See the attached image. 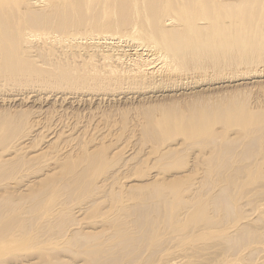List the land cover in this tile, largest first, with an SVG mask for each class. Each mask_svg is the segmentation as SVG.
I'll use <instances>...</instances> for the list:
<instances>
[{
	"label": "bare ground",
	"instance_id": "obj_1",
	"mask_svg": "<svg viewBox=\"0 0 264 264\" xmlns=\"http://www.w3.org/2000/svg\"><path fill=\"white\" fill-rule=\"evenodd\" d=\"M121 48H131V53ZM259 63L264 65V0H0V91L5 83L32 90L25 97L20 91L15 94L17 102L29 99V103L38 101L40 104L42 99L47 101L44 96L40 97L39 91L33 90L42 84L48 88L65 87L75 91L69 93L71 98L61 94V101L76 100L79 91H89V88L98 92L112 90V94L118 90L120 95L142 93L144 100L195 96V89L199 86L222 83L226 75L232 76L238 67L248 68ZM208 74L213 77H207ZM92 85L94 89L89 87ZM225 94L210 101H202V95L199 98L190 97L188 103L191 105L187 110H183L182 105L180 108L171 104L160 107L158 118L152 116L149 110L147 124L141 131L142 141L146 143L143 138L156 133L155 144L153 148L150 147L151 153L165 162L163 165L154 163L155 172H147L146 183L140 187L136 182V185H129L131 189H146V193L131 195L128 192L120 198L114 196L118 203H124L119 204L116 213L101 215V218H93L94 221H90L91 217L88 219L87 214L89 228H85L87 223L78 221H84L80 218H85L83 211L90 200L93 199V202L88 206L98 205L94 199L105 186L102 180L94 178L103 159L100 154L85 150L87 153L81 157L83 171L81 176H74L75 185L70 181L60 183L61 179H57L60 177L55 175L59 170H56L54 175L49 174V177H56L55 181L31 179L32 176L28 181L27 178L28 182L21 186L22 191L29 193L27 195L19 192L18 196L16 191L14 195L12 192H3V195L1 192L0 264H32L29 261L39 254L34 253L35 256L31 257L32 248L35 252L40 251L43 241L39 236L50 241L45 237L48 233L54 239V247L51 246L53 251L60 252L59 247L64 241L65 247L68 245L76 249L74 256L82 255L88 264H230L229 260L235 261L234 264H254L252 259L259 256L262 260L255 264H264V203L258 205V202L264 201V110L253 113L245 106L247 99L241 100L240 93V99L237 93ZM33 98L38 99L30 102ZM13 119L0 121V159L4 165L15 167L12 169L17 172L22 167L25 169L26 164L21 157L32 148L29 150L24 145L28 135L24 130L30 129L28 122L27 128L20 132L21 126ZM31 122L35 127L36 123ZM39 123L37 127H40ZM217 125L220 131L216 129ZM233 130L236 134L233 132V137H230L227 133ZM193 150H197L195 154L192 152L195 163L187 167L184 154L190 156ZM56 151L59 152L58 149ZM41 153L29 155L26 163L39 160ZM64 158H57L56 164ZM42 161L40 163H44ZM78 161L68 160L65 166L68 174L79 167L82 161ZM48 164L43 167L42 173L52 170ZM185 168H190L186 170L187 173ZM192 170L201 173V177L178 184L187 178L181 173L190 174ZM143 177H146L144 173ZM10 184L8 181L3 186L14 192L18 187L10 190ZM252 185L253 190H249L248 187ZM199 186L204 188L200 197ZM74 188L78 189L76 193L80 196H77L80 203L69 208L68 205L73 203H69V200ZM64 190L68 192L65 201L60 200ZM215 190V194H209ZM147 197L158 198L162 205L154 216L149 213L150 210L147 211V204L142 203ZM252 204L254 211L247 214L243 206ZM125 205L128 206L124 208ZM121 208H124L123 216H129L131 220H124ZM72 210L73 216H70ZM36 212L37 219L32 220ZM212 214L225 218L228 223L218 230L219 225L213 226L215 221L208 217ZM67 216L70 219H66ZM99 222L110 229V235L104 234L106 228L100 232L90 230ZM84 230L90 232H82ZM196 234H200V237ZM214 235L213 239L210 238ZM207 236L210 239H206ZM60 239L63 241L58 243ZM213 240L215 242L211 243ZM175 243L180 247L172 253L179 251L181 257L179 259L177 255L171 258V263L163 248ZM46 246L48 244L43 249H47ZM114 254H117L115 258ZM43 255L38 256L44 259L50 254ZM51 257L45 258L44 262L48 263ZM122 257L129 259L125 263L119 262ZM214 257L220 260H214ZM57 258L55 260L61 261ZM43 259H38V264ZM54 259L49 262L56 264ZM79 261L75 260L76 263Z\"/></svg>",
	"mask_w": 264,
	"mask_h": 264
},
{
	"label": "rangeland",
	"instance_id": "obj_2",
	"mask_svg": "<svg viewBox=\"0 0 264 264\" xmlns=\"http://www.w3.org/2000/svg\"><path fill=\"white\" fill-rule=\"evenodd\" d=\"M40 1V0H39ZM44 2V1H43ZM125 51H128L126 53L130 54L131 51V48H121ZM127 54V55H128ZM126 55V57H128ZM252 64L250 67L246 68L244 66H240L238 67L234 72H233V75L231 76V74L229 75H226L224 77H226V79H223L224 82L222 83H216V84H211V85H203V86H199L198 88L195 89L196 93H195V96H184V97H172V98H161V97H157L158 100H156L155 98L153 100H144V95L142 93L141 94V97L139 96L140 94H130V93H133V92H127L125 94H121L117 91H113V94H112V90H110L109 92L108 91H102V90H90L89 87L93 88V85L92 86H89L87 88H89V91L86 90H83L82 91H79L80 96H76V100H66V101H61V98L63 96H67L69 95V93L71 92H75V91H70L69 89H66L65 87H60L59 89L58 88H53V87H47L46 84H42V85H38L36 88H34L33 90H35L36 92H38L39 94H41L42 96L40 97H43V98H47L44 102V100L42 99L40 104L38 101L36 102H31L32 101H35L36 99L38 98H33V99H30V102L29 103V99H26L25 102H17L15 101L14 99V95L17 94L19 91L24 95V97L26 96V94H29V93H32L31 89H27L25 87H22V86H10L8 85L7 83L6 86L5 84H2L4 85L3 88L1 91H0V121H3L6 120V119H13L14 117V121H17L16 124L21 126L19 128V131L21 129H24V128H27L30 127V129H25L24 131L26 132V141L24 143L25 145V148L26 146L29 148V150L32 148V150H30V152L26 151L23 156L21 157L22 159V162H24L26 165H25V169H23L24 167H22L20 170H18L17 172H14L13 169H15V167H10L9 165H4L2 163V160L0 159V181L5 179V178H8L7 180L3 181L2 183H0V194L2 192H9L12 194L16 193L18 194L19 196V192L22 193V194H25L27 195L28 192H24L22 191L23 189L21 188V186H23L22 184H26L28 181H30L31 179H34V178H39V179H43V180H51V181H55L56 177L59 176L60 178L57 177V179H61V182L60 183H63L67 181H70L73 185L74 184V180H75V177L74 176H81L82 174V171H83V160H82V156L85 155V153H87L88 151H90V153H94L95 155L96 154H100L102 156V160H101V164L99 165L100 167V170H98L97 172L101 171L99 174H97V172L95 173V179H97L98 181L99 180H102L103 183L105 186H104V189L98 193H101V194H98L96 195L95 199L99 196V201L98 199L95 201L94 199V202H96V204L98 203L97 208L95 205H90L88 206V204H90L91 202H93V199L92 201L90 200L86 206H84V208L86 209L85 213V218H80V220H84V221H78V222H81V223H87V226L85 228H89L88 226V220H87V217L89 219V216L91 217L90 218V221H94V219H96V217H100L101 218V215H110V213H116L117 209H118V206L119 204H123L124 202L121 201L120 203L117 202V200H115L114 196H116L117 198H120L125 196V194H127L128 192H130L131 195H134V194H140V193H146L147 191H145L146 189H143V188H139V189H136V187L134 188H130V186L133 185V183L136 185H142L146 182V178L147 176L149 175V173H153L155 172V169H154V163H157L160 165H163V161L164 159H158L157 157L158 156H155V154L151 153V148H153L154 144H155V139H156V133H152V136L149 137V138H143L144 141H146V143H144L142 141V135H141V131L144 127V125L147 124V120H146V117H148L149 115V110L152 111L151 115L153 114L156 118H158L157 116H159V114H161V111H160V107L162 108L163 106H176V108H180L181 105H182V109H186L191 105V103H188V101L190 102L191 101V98L190 97H201L200 95L204 96V98H200L202 99V101H205L206 99L208 101H210L211 99L215 100V98L219 97V96H222L224 95L227 91L225 95L227 94H231V93H237L236 95H238L239 97V93L241 94V96L239 97V99L241 98V100H246V104L245 106L249 109H251V111H253V113H260L262 110H264V65L263 64ZM238 70V71H237ZM236 72V73H235ZM262 73L261 75H258V74H255V73ZM235 73V75H234ZM237 74V75H236ZM211 74H208L206 75L207 77H213V76H210ZM257 75V76H256ZM234 76V77H233ZM223 78V77H222ZM243 78V79H241ZM215 79V78H213ZM236 79V80H235ZM123 84V83H121ZM126 84V83H125ZM124 84V85H125ZM225 85V86H224ZM10 87V88H8ZM40 87V88H39ZM77 87V86H76ZM80 87H83V86H80ZM121 87V86H120ZM123 87V86H122ZM126 87V85H125ZM218 87V88H217ZM16 88V89H15ZM21 88V90H20ZM15 89V91H14ZM58 89V90H56ZM64 89V90H63ZM94 89V88H93ZM7 90V91H6ZM24 90V91H23ZM44 90V91H43ZM56 90V91H55ZM60 90V91H59ZM206 90V91H205ZM234 90V91H233ZM30 91V92H28ZM53 91V92H52ZM241 91V92H240ZM242 91H244L242 93ZM19 92V93H20ZM27 92V93H26ZM50 92V93H49ZM57 92V93H56ZM83 92V93H82ZM108 92V93H107ZM118 92V94L116 93ZM3 93V94H1ZM48 93V94H47ZM88 93V94H87ZM106 93V94H105ZM111 93V95L109 94ZM115 93V94H114ZM222 93V94H221ZM246 93V94H245ZM35 94V93H34ZM63 96H62V95ZM130 94V95H129ZM204 94V95H203ZM211 94V95H210ZM215 96H214V95ZM217 94V95H216ZM219 94V95H218ZM221 94V95H220ZM244 94V95H243ZM7 95V96H6ZM49 95V96H48ZM115 95V96H114ZM143 95V96H142ZM249 95V96H247ZM10 96V97H8ZM28 96V95H27ZM46 96V97H45ZM50 96L52 97V99L50 98ZM133 96V97H131ZM138 96V97H137ZM208 96V97H207ZM213 96V97H212ZM7 97V98H6ZM48 97L50 99H48ZM69 98H71L72 96H68ZM189 97V98H188ZM215 97V98H214ZM12 98V99H10ZM59 98V99H58ZM134 98V99H133ZM141 98V99H140ZM187 98V99H185ZM3 99V100H2ZM6 101H5V100ZM10 99V101H9ZM57 99V100H56ZM91 99V100H90ZM143 99V100H142ZM179 99V100H178ZM182 99V100H181ZM184 99V100H183ZM210 99V100H209ZM78 100V101H77ZM88 100V101H87ZM171 100V102H170ZM180 101L181 103L178 102V104L180 106H178L177 102ZM5 103L3 104L2 102ZM28 101V103H26ZM43 101V102H42ZM56 101V102H55ZM73 104H70L72 102ZM75 101V102H74ZM86 101V102H85ZM144 101V102H143ZM184 101V102H183ZM22 104H21V103ZM47 102V103H46ZM54 102V103H53ZM58 102V103H57ZM67 102V103H66ZM10 103V104H9ZM35 103V104H34ZM42 103V104H41ZM45 103V104H44ZM156 103V104H155ZM176 103V104H175ZM32 104V105H31ZM50 104V105H49ZM54 104V105H53ZM77 104V105H76ZM80 104V105H79ZM171 104V105H170ZM2 105V106H1ZM22 105V106H21ZM44 105V106H43ZM48 105V106H47ZM187 105V107H186ZM14 106V107H13ZM34 106V107H33ZM36 106V107H35ZM43 106V107H42ZM22 107V108H21ZM33 107V109H32ZM38 107V108H37ZM155 107V109L153 108ZM184 107V108H183ZM4 108V109H3ZM62 108V109H61ZM158 108V109H157ZM23 109V110H22ZM181 109V110H182ZM44 110V111H43ZM65 110V111H64ZM154 110V111H153ZM19 111V112H18ZM23 111V112H22ZM26 113H25V112ZM43 111V113H42ZM15 112H18V113H15ZM15 113V114H14ZM25 113V114H24ZM35 113V114H34ZM41 113V115H40ZM17 114V115H16ZM10 115V117H8ZM13 115V116H12ZM40 117H39V116ZM152 115V116H153ZM16 116V118H15ZM18 116V117H17ZM12 117V118H11ZM20 117V118H19ZM24 117V118H23ZM23 118V119H22ZM30 118V120H29ZM43 118V119H42ZM56 118V119H55ZM33 119V120H32ZM39 119V120H38ZM36 120V121H35ZM45 120V121H44ZM50 120V121H49ZM64 122H63V121ZM19 121V122H18ZM24 121V123H23ZM30 121H34V124H35V127L31 124H33V122L29 123ZM28 122V123H27ZM40 122V123H39ZM46 122V123H45ZM52 122V123H51ZM26 123L28 124L26 126ZM39 123V126L40 127H37ZM51 123V124H50ZM59 123V124H58ZM33 126V127H31ZM58 124V125H57ZM62 124V125H61ZM97 124V125H96ZM143 124V125H142ZM49 125V126H48ZM57 125V126H56ZM47 126V127H46ZM46 127V130L44 129ZM217 127H219L218 125L216 126V129H218ZM33 128V129H32ZM38 128V129H37ZM52 128V129H50ZM70 128V129H69ZM37 129V131H36ZM41 129V130H40ZM58 129V130H57ZM69 129V131H68ZM26 130H29V131H26ZM33 130H35V132H33ZM51 130V131H49ZM73 130V131H72ZM39 131V132H38ZM44 131V132H43ZM68 131V132H66ZM218 131H220V129H218ZM21 132V131H20ZM28 132V133H27ZM32 134H31V133ZM51 134H50V133ZM235 131L233 130L231 133H227L230 135V137H233ZM30 133V134H29ZM37 133V134H36ZM49 133V134H47ZM54 133V134H53ZM57 133V134H56ZM60 133V134H59ZM65 133V134H64ZM67 133V134H66ZM47 134V135H46ZM64 134V135H63ZM108 134V135H107ZM154 134V135H153ZM233 134V135H231ZM236 134V133H235ZM21 135V133L19 134ZM18 135V136H19ZM32 137H31V136ZM34 135V136H33ZM46 138H43L44 136ZM50 135V137H49ZM55 135V136H54ZM69 135V137H68ZM106 135V136H105ZM49 138H48V137ZM75 136V137H74ZM36 137V138H35ZM54 137V138H52ZM102 137V138H101ZM104 137V138H103ZM125 137V138H124ZM34 138V139H32ZM155 138V139H154ZM236 137H234L235 139ZM46 141H45V140ZM51 139V140H50ZM53 139V140H52ZM60 139V140H59ZM67 139V141L65 140ZM115 139V140H114ZM63 140H65L63 142ZM99 140V141H98ZM148 140V141H147ZM45 141V142H44ZM62 144H61V142ZM74 143H73V142ZM97 141V142H96ZM30 142V143H29ZM47 142V143H46ZM67 142H68V145H67ZM103 142V143H102ZM54 143V145H53ZM70 143V144H69ZM71 143H72V146H71ZM97 143V144H96ZM102 143V144H101ZM33 145V146H31ZM53 145V146H52ZM67 145V146H66ZM75 145V146H74ZM83 145V146H82ZM38 148H37V147ZM41 146V147H40ZM46 146V147H45ZM40 147V149H39ZM52 147V148H51ZM57 147V148H56ZM63 147L65 149H63ZM73 147V148H72ZM82 147V148H81ZM94 149H93V148ZM99 147V148H97ZM142 147V148H141ZM151 147V148H150ZM42 148V149H41ZM68 148V149H67ZM92 148V149H91ZM107 148V149H106ZM39 149V150H37ZM49 150L46 151V150ZM58 149V151L56 150ZM70 149V150H69ZM84 149V150H83ZM37 150V151H36ZM43 150V151H42ZM60 150H62L60 152ZM67 150V151H66ZM87 150V152L85 151ZM93 150V151H92ZM96 150V151H95ZM198 150V149H197ZM197 150H193L191 151L190 153V156L191 159L189 158V154L186 153L184 154V161L186 162L187 164V167L189 166H193L195 163V161L193 160L194 157L193 155L196 153ZM41 153V155L38 157L39 160L35 161V160H32L30 161L29 163H26L28 162L27 158L28 156L30 155H34L36 153ZM45 151V152H44ZM64 151H66L64 153ZM69 151V152H68ZM74 151V152H73ZM115 151V152H114ZM124 151V152H123ZM150 151V152H149ZM51 152V154L49 155V153ZM56 152V153H55ZM68 152V153H67ZM119 152V153H117ZM192 152L194 154H192ZM199 152V150L197 151ZM58 156H56L55 154ZM74 153V154H73ZM78 153V154H77ZM80 153V154H79ZM114 153H117L119 155H114ZM26 154V155H25ZM51 159H49L47 156ZM54 154V155H52ZM61 157H65L64 159L60 160L57 164V158H60ZM63 154V155H61ZM73 154V155H72ZM76 155L79 156V158H77ZM82 154V155H81ZM93 154V155H94ZM70 155V156H69ZM151 155V156H150ZM157 155V154H156ZM255 155H257L255 153ZM25 156H27L25 158ZM29 156V157H30ZM44 156H46L45 160L44 159ZM53 156V158H52ZM69 156V157H68ZM116 156V157H114ZM148 156V157H147ZM155 156V157H154ZM77 160H74L75 158ZM126 157V158H125ZM154 159H153V158ZM188 157V158H187ZM48 158V159H47ZM152 158V160H151ZM157 158V159H156ZM43 161H42V160ZM69 162H76L78 161L79 159L82 161L80 164H79V167L74 171V173L72 174H68V170L67 168L65 167L68 160ZM147 159V160H146ZM150 159V160H148ZM183 159V158H182ZM47 160V161H46ZM53 160L55 162V164L53 163ZM56 160V161H55ZM65 160H66V163H65ZM74 160V161H73ZM80 160L78 161V163L80 162ZM40 161L44 162V163H40ZM46 161V162H45ZM62 161V163H61ZM149 161V162H148ZM190 163H189V162ZM16 162V161H15ZM152 162V163H151ZM49 163V164H48ZM77 163V162H76ZM85 163V162H84ZM46 164H48L49 168L52 169L50 170L49 173H46L44 174V171L42 173V170H43V167L44 166H47ZM130 164V165H129ZM134 164V165H133ZM143 164V165H142ZM150 164V165H149ZM56 165V166H55ZM127 165V166H126ZM147 165L149 167H147ZM55 166V167H53ZM61 166V167H60ZM121 166V167H119ZM131 168H130V167ZM28 167V168H27ZM82 167V168H81ZM127 167V168H126ZM27 168V169H26ZM58 168V169H57ZM85 168V166H84ZM134 168V169H133ZM137 168V169H136ZM146 168V169H145ZM105 169V170H104ZM121 169V170H120ZM126 169V170H124ZM188 170L190 168H187ZM186 168L184 169V171L187 170ZM33 170V171H32ZM36 170V171H35ZM39 170V171H38ZM55 170V171H54ZM58 172H57V171ZM61 170V171H60ZM119 170V171H118ZM21 171L23 173H21ZM30 171V173H29ZM53 171V172H52ZM104 171V173H102ZM57 173L55 174V173ZM117 172V173H116ZM121 172V173H120ZM149 172V173H146ZM193 172V173H192ZM192 172L190 171V174H183L181 173V175H186L187 178H185L186 180L182 181H179L178 184H185L186 182H190L191 180H194V179H197L199 177H201V173L197 174L196 171L192 170ZM21 173V174H19ZM29 173V174H28ZM109 173V174H108ZM146 175V177H143L142 178V175ZM27 174V175H26ZM39 174V175H38ZM41 174V175H40ZM49 174H55L56 177L54 176H50L49 177ZM113 174V175H112ZM119 174V175H118ZM180 174V173H178ZM21 175V176H20ZM34 175H36L37 177H35ZM62 177H61V176ZM112 175V176H111ZM20 176V177H19ZM32 176V177H31ZM34 176V177H33ZM118 176V177H117ZM31 177V179L29 178ZM82 177H85V176H82ZM102 177V178H101ZM104 177V178H103ZM107 177V178H106ZM111 177V178H110ZM120 177V178H119ZM134 177V178H133ZM28 178V179H27ZM137 178V179H136ZM166 178V176H165ZM11 179V180H10ZM26 179L28 180L26 182ZM133 179V180H132ZM136 179V180H135ZM18 180V181H17ZM135 180V181H134ZM199 180V179H198ZM197 180V181H198ZM10 181L11 184H10V190H13V188L15 189V187L17 188L16 190L13 191H9V189L7 190L6 187H4V183L5 182H8ZM20 181H22L21 183H19ZM111 181V182H110ZM120 181V182H119ZM123 181V182H122ZM139 181V182H137ZM18 185H16V183ZM24 182V183H23ZM110 182V183H109ZM122 182V183H121ZM127 182V183H126ZM130 182V183H129ZM136 182V183H135ZM13 183V184H12ZM121 183V184H120ZM124 183V184H123ZM141 183V184H140ZM108 184V185H107ZM123 184V185H122ZM132 184V185H131ZM55 185V184H54ZM56 185H59V184H56ZM130 185V186H129ZM11 186L12 189H11ZM15 186V187H14ZM109 186V187H107ZM128 187V189H127ZM107 188V189H106ZM123 188L124 191H123ZM254 186H249L248 189L250 190H253ZM36 189V188H35ZM106 189V190H105ZM7 190V191H6ZM67 190V189H66ZM66 190L63 191V194L61 199L60 200H63L65 201L67 198V196L65 194H68V192H66ZM132 190V191H130ZM198 190V195L199 197L202 196L200 195V193L202 194V192L204 191V188H201V186H199L197 188ZM217 190V189H216ZM216 190L212 193H209V194H215ZM78 189L74 188V194H72V199L69 200V203L70 202H73L72 204H69V208H74L75 204H78L80 203L78 200H77V192ZM122 192V193H121ZM125 192V193H123ZM7 193V194H9ZM1 194V195H2ZM15 194V196L17 195ZM29 194V193H28ZM4 195V194H3ZM14 195V194H13ZM21 195V194H20ZM16 196V197H18ZM21 196H24V195H21ZM80 197V196H79ZM38 199V198H37ZM36 199V200H37ZM84 199V198H82ZM153 199H155L153 201ZM158 198H145V201H142V203H144V205L147 204L148 210L149 213L154 216L155 213L159 207H161L162 205H160V202L157 201ZM81 200V199H80ZM84 201V200H83ZM148 201V203H147ZM36 202V201H35ZM78 202V203H77ZM87 202V200H86ZM117 202V203H116ZM155 205H153V203ZM152 203V204H151ZM264 201L262 202H258V205L259 204H263ZM68 204V203H66ZM149 204V205H148ZM246 204V203H244ZM27 205H29L27 203ZM108 205V206H107ZM120 205V206H121ZM129 205V203H128ZM128 205H125V207H127ZM132 205V204H131ZM151 205V206H150ZM153 205V206H152ZM117 206V207H116ZM146 206V207H147ZM253 206L254 204H252L251 206L249 205H245L243 206L244 209L247 214H252V212L254 210L253 209ZM95 207V208H94ZM103 207L105 209H103ZM116 207V208H115ZM150 207V208H149ZM151 207L153 209V211L151 210ZM99 208V209H98ZM110 208V209H109ZM124 208H121V214L122 216L124 215L123 214V209ZM95 209V211L93 210ZM98 211H97V210ZM102 209V210H101ZM155 209V211H154ZM93 210V211H92ZM100 210V213H98ZM113 211V212H112ZM250 211V212H249ZM89 212V213H88ZM107 212V213H105ZM73 213V210L71 211L70 213V216L72 215ZM103 213V214H102ZM154 213V214H153ZM88 214V216L86 217V215ZM215 214H212V215H208V217L210 219H212L213 221H215L214 225L213 226H216L217 224L219 225V228H222L224 225H226L228 223V220H226L225 218H221V217H214ZM33 217L31 218L33 220L34 219H37V216H38V213L36 212V214L34 213L32 215ZM73 216V215H72ZM69 216L66 217V219L68 218ZM94 218V219H93ZM124 220L127 221V219L131 220V217L128 216V218H125V216H123ZM70 219V217H69ZM219 219V220H218ZM224 220V221H223ZM62 222V221H61ZM99 225V227L97 226ZM96 225V227L98 228L97 230H94L93 228L90 229L92 232H100L102 231L103 229L104 230V234L106 236L110 235V229L107 228V227H104V225L102 226V224L99 222L98 224ZM61 225H59L60 227ZM103 228V229H102ZM78 230V229H77ZM90 230H84L82 232H87ZM224 230V229H223ZM197 235V234H196ZM199 235V236H198ZM197 237H200V234H198ZM204 238H205V234H203ZM216 235L210 237V238H214ZM46 238H49L50 241H47L45 240L42 235L39 236V238H41L40 240L43 241V245L40 246V251H34V248L33 249V252H30L31 253V257L33 255V257L37 254V252H39L38 255H42L44 257L43 254H50L52 257L49 259V260H52L54 259V257L57 258V256H59L61 253V255L57 258V259H61V261H57V260H53V261H56V264H81L82 262L85 263V258H83L82 255H75L76 253V249L74 248H70L68 245L67 247H65L66 245H64V241L63 239H60L58 240V243H62V247H59V249H61L59 255L58 253H56L55 251H53V248L54 247L52 245L54 239L53 237L50 235V233H48V235L45 236ZM208 237V236H207ZM206 239H210L209 237ZM203 238V239H204ZM202 239V240H203ZM215 242L214 240L211 242L213 243ZM58 243H56L55 241V245H57ZM211 243H207V244H211ZM42 244V243H41ZM47 249H43L45 248V245H47ZM49 245H50V249L49 248ZM44 246V247H43ZM52 246V247H51ZM178 247H180L177 243L175 244H169V245H166L164 248H163V253L164 254H167L166 257L168 256V258L170 259L171 261V258H175L177 257V255L179 256V259H180V255H181V252L177 251V252H174L172 253L175 249H177ZM38 248V247H36ZM42 248V250H41ZM45 250V251H44ZM31 251V250H29ZM79 252H81V250L78 249ZM167 251V252H166ZM172 254H170V253ZM28 253V251H27ZM35 253V255H34ZM41 253V254H40ZM43 253V254H42ZM65 254V255H64ZM170 254V255H169ZM36 255L34 257V259L31 261H29V263H32V264H38L40 263V260L38 262V259H43V257H40ZM49 255V256H50ZM57 255V256H56ZM114 258L117 256V254H114ZM38 256V257H37ZM48 255H46L47 257ZM48 256V257H49ZM63 256V258H61ZM68 256V257H67ZM240 256L241 258V255H238ZM30 257V258H31ZM37 257V258H36ZM40 257V258H39ZM45 257V258H46ZM47 257V258H48ZM65 257V258H64ZM71 257V258H70ZM43 259V264L45 263L44 260L46 261V259ZM70 258V260H68ZM82 258V259H81ZM64 259V260H63ZM67 259V260H66ZM80 259V261L78 260ZM125 259V260H124ZM128 257H122L120 258L119 262H122V263H125L128 261ZM178 259V260H179ZM48 261V263L46 262L45 264H51L50 262ZM75 260L79 261V263H76ZM81 260H83L81 262ZM112 260V259H111ZM183 260V259H182ZM181 260V261H182ZM214 260H220L219 258H215L214 257ZM262 260V257L259 256V257H256L254 259H252V262H254V264L257 262V261H260ZM37 261V262H35ZM42 261H41V264H42ZM64 261H66L64 263ZM72 261V262H71ZM16 262V261H15ZM18 262V261H17ZM70 262V263H69ZM87 262V260H86ZM82 263V264H83ZM172 263V261H171ZM229 263H236L235 261H232V260H229ZM6 264V263H5ZM85 264H88V263H85ZM174 264V263H173Z\"/></svg>",
	"mask_w": 264,
	"mask_h": 264
}]
</instances>
